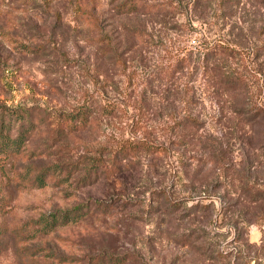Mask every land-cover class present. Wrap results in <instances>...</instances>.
<instances>
[{
	"label": "rangeland",
	"instance_id": "374dc122",
	"mask_svg": "<svg viewBox=\"0 0 264 264\" xmlns=\"http://www.w3.org/2000/svg\"><path fill=\"white\" fill-rule=\"evenodd\" d=\"M78 1L96 9L97 22L75 12L76 0H0V147L20 133L27 139L19 154L0 153V264H57L107 248L147 264H264V225L252 203L264 189V120L255 116L264 110V0H140L134 14H118L130 0ZM218 45L231 55L216 56L210 69L243 81L228 95L199 55ZM81 109L93 122L71 133ZM190 115L199 118L194 127ZM241 132L253 137L257 172L244 170L239 147L249 136ZM139 141L171 149L134 158L130 179L75 182L84 162L107 163ZM199 148L221 159L213 166ZM220 149L233 164L225 167ZM47 166L73 176L66 186L59 178L33 186L28 172ZM195 189L208 210L192 221L198 241L187 248ZM125 196L144 203L124 212ZM92 200L117 203L45 232V221Z\"/></svg>",
	"mask_w": 264,
	"mask_h": 264
},
{
	"label": "trees",
	"instance_id": "16d2710c",
	"mask_svg": "<svg viewBox=\"0 0 264 264\" xmlns=\"http://www.w3.org/2000/svg\"><path fill=\"white\" fill-rule=\"evenodd\" d=\"M75 12L79 15H87L89 14L91 19H94V22H97V19L95 18V16H93V14H96L95 10L96 9H87V7H85L81 2H79L78 0H76L75 2ZM140 7V0H130L127 4H122L119 7V12L118 14H134L139 10ZM90 11V12H89ZM229 51V49H228ZM224 53H226L227 55H231L228 54V52H226L225 47L223 46H216V47H203L202 50L199 51V55H202L204 58L203 63V67H205V69H210L211 65H208V62H210V60L216 58V56L218 55H223ZM231 53V52H230ZM211 70V69H210ZM216 75H212L210 77V79H220L221 83L219 84H224L225 85V89L227 90H231V91H227V93H225L226 95L233 93L234 90L239 89L240 87L243 86V81L241 79H239L238 77H234L232 72H226L223 71V69L221 70V68L219 69H213L211 70V72H216ZM236 84L237 87H233V85ZM77 115L74 117V123H72L71 126V133L72 132H80V131H84L85 129H87L89 127L90 124H92L93 121H89V113L87 110H80L79 112L76 113ZM261 114V115H260ZM255 116H260L262 117V119L264 120V110L263 109H257L255 111ZM188 123L194 127L195 124L198 122L199 118H194L193 116H188ZM186 121V120H184ZM182 121L183 124V128L185 125V122ZM68 123V122H67ZM194 124V125H193ZM59 126V131L65 130L66 127H64V125H58ZM69 126V124H68ZM184 130V129H183ZM0 133L2 134V131H0ZM231 134V133H230ZM251 134H247V133H240V138L242 140H245V138H247V141L242 143L243 147H239V150H241V155L243 154L244 156V161L247 162L248 164H245V169L247 168L248 171L251 172H257L258 168L260 167V161L258 160L259 156L257 154V152H255L251 147L249 141L253 139L252 136H250ZM26 136L23 137V135L20 133L15 139L14 141L11 142V144L7 143L6 145H4V147H0V153H13V154H19L21 152V148L23 146V144L25 143V141L27 139H25ZM224 137L227 138L226 139V143L228 145V139L229 138H233L232 134L229 135V133L224 134ZM223 136L221 138L217 139L220 141V145L222 146V143H224V138ZM171 141V140H170ZM202 148V147H201ZM222 148V147H221ZM251 148V149H250ZM171 149V146H169L168 144H155V143H149V142H143V141H139L138 143H128L126 142L125 144L121 145L120 150L116 153V155L110 159L107 163H104L102 160L100 159H95L93 161H86L85 163V167L82 169L83 173H81V175L78 177L77 180H75V182L78 185H82L84 187H88V186H94L96 183H98L100 181V179L102 178V176H106V178H126L128 177L129 179L132 178L131 174H129V172L132 170V168H130V164L132 163V160L134 158L139 157L142 154H147V155H157V154H165L167 152H169ZM200 149V148H199ZM205 150V149H204ZM196 151V150H195ZM220 155L223 156L224 158L228 159V162L225 164V167H228L229 165L233 164V159H232V153L230 151L227 150H221L220 149ZM209 152V153H206ZM214 148L213 149H209V150H205V152L203 151V149H200V151L197 153V157L199 158H204V156L207 157V161L211 162V164L214 166L216 162V160L219 161V156H216L214 153ZM208 154H211L210 156H208ZM263 157V156H262ZM264 159V158H263ZM198 161H200L199 159H197ZM202 161V159H201ZM64 167V166H63ZM63 167H56V166H47L46 168H41L40 171H38L37 173H34V171H30L28 172L29 174V180L32 183L33 186L41 189V188H46L50 185L51 182H54V180L58 179L60 180L61 184H64L66 186V184H68L67 182L72 178L73 176V172H69V173H65L63 171ZM184 167V166H183ZM234 167V165L232 166ZM185 168V167H184ZM227 169V168H226ZM225 169V170H226ZM222 170V169H221ZM239 172V171H238ZM186 173H188V171L186 170ZM201 174V173H200ZM121 179V180H122ZM58 180V182H59ZM16 181V180H15ZM70 187V185H68ZM257 191L256 193V197L254 199H252V203L254 204V210H256V220L259 219L262 221L263 225H264V189L261 190H255ZM260 191V192H259ZM195 194L192 195L194 196V203L192 204V206L188 209L186 207L187 210V214L185 215V217H188V220H190V224L191 227H194V224L192 221H195V217L198 216V214H203L208 209H205V204L203 201H199V202H195V200L197 198L202 197V194L205 192L203 190H196L195 189ZM156 193H153V195ZM159 198H162V196H159L160 193H157ZM120 205L122 207V210L124 212L128 211L129 208H131V206H135L138 205L139 203H144L142 200H133L130 199L129 197L125 196L122 197L119 201ZM155 204H159L162 205L163 203L161 202L160 199H156ZM115 203L117 202H101V201H97V200H92V201H88V202H84L81 204H77L75 207H73L72 209H68L65 212H62V214L52 217V221L51 223H49V221H45V232L48 233L50 231V226H53L54 224H57L59 222L62 223V225L66 224L67 221L72 217L73 222H81L83 220H85L86 218L89 217L90 214H92V209L91 207L93 205L95 206H99L103 208V210H105V212H107L109 209L113 208L115 205ZM164 204H168L170 205L173 209H177L179 208V211H182L184 206L181 205V201L180 200H167L164 202ZM181 205V207H179ZM184 211V210H183ZM194 218H193V217ZM46 220V218L44 219ZM164 225H166V222L161 221L159 223H157V229L159 227V232H161L162 228L164 227ZM191 230V229H190ZM192 230H194L193 232H191L190 235L188 236H184V237H188L186 239V243L185 246L187 248H193L196 245V241H198L197 237H195V234L198 233V229L196 227H194ZM183 241H185L183 239ZM1 242V240H0ZM199 251V250H198ZM57 264H147L145 263V261L138 256V254L136 252H131V251H125L124 253H119L117 251L111 250V249H102L100 251H98L97 253H89L84 255L83 257L79 258V257H75V258H69V257H64L61 259H58Z\"/></svg>",
	"mask_w": 264,
	"mask_h": 264
}]
</instances>
